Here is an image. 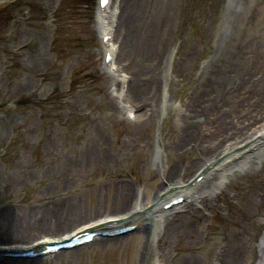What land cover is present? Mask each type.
I'll return each instance as SVG.
<instances>
[{
  "label": "rangeland",
  "instance_id": "obj_1",
  "mask_svg": "<svg viewBox=\"0 0 264 264\" xmlns=\"http://www.w3.org/2000/svg\"><path fill=\"white\" fill-rule=\"evenodd\" d=\"M61 1L0 0V246L8 248L77 227L103 224L105 230L115 219L131 224L133 206L145 203L142 220L164 192L180 190L182 180L193 177L210 158L206 149L264 122V0H130L133 26L122 22L115 33L111 63L120 42L140 45L148 35L159 72L151 84L130 82L128 90L130 77L138 83L151 71L137 62L126 68L124 55L106 69L97 0H70V13L55 16ZM119 2L108 14L119 15ZM115 22L110 18L111 37ZM189 57L194 62L185 71ZM236 138L224 139L219 149ZM43 144L55 148L54 157L45 159ZM167 175L181 183L168 186ZM206 181L199 193L216 189L219 178ZM123 192L129 202L120 209ZM219 204L201 229L202 245L174 242L172 260L202 262L232 218L241 220L236 201ZM71 208L74 214L66 216ZM164 230L153 240L138 227L118 239L98 237L38 264H164ZM254 232V252L247 256L251 264H264V223Z\"/></svg>",
  "mask_w": 264,
  "mask_h": 264
},
{
  "label": "bare ground",
  "instance_id": "obj_2",
  "mask_svg": "<svg viewBox=\"0 0 264 264\" xmlns=\"http://www.w3.org/2000/svg\"><path fill=\"white\" fill-rule=\"evenodd\" d=\"M176 3L181 2V0H174ZM130 0H120L119 4V11L118 16L114 17L112 14H108V12L112 11L114 8L115 0H109L107 4V8L105 12H100L97 10V15L99 18V24L100 27V34L103 36L108 29H111L110 24V18L115 19V27L113 31V36L109 40L108 44L110 45V49L113 51L115 44L113 43V40L116 37V32L120 31L123 24L126 21L127 28H131L133 26L132 22L134 20L135 16V10L134 4L132 5ZM124 4V5H123ZM179 4V3H178ZM124 6V7H123ZM117 8V9H118ZM105 19H109L106 22V26H104ZM200 23H194L195 28L194 30L200 32ZM148 34V33H147ZM198 34V33H196ZM199 35H195L194 40H199ZM140 44V43H139ZM103 46V45H102ZM104 48H107V46L104 45L102 50ZM156 46L154 42L149 38V36H145L144 41L141 42L140 45L136 42L134 44V41L132 40H126L120 42V45L117 49V55L113 61L112 66H117V60L120 58L121 55L125 56V62L126 68H132V63H140V69H145L146 71H151L150 75L147 76L145 79H141V75L138 77L139 80L134 81V78L130 77V81L128 82L127 90L129 87L130 82L134 83V85H140L141 82L147 83L155 80L157 78L158 72V64L156 56ZM137 50L140 51V56L142 59H137ZM104 51V50H103ZM193 54V52H192ZM191 55V53H190ZM190 58V57H189ZM156 61V62H155ZM193 60L190 58L188 61H186V64L184 66L185 71L190 70L189 68L193 64ZM113 67H110V70H114ZM107 69V67L105 66ZM117 68V67H115ZM141 79V80H140ZM136 80V79H135ZM121 83V82H120ZM126 96V95H125ZM170 97L172 96L169 95ZM112 108L113 110H119L114 101H112ZM153 112H151L150 117ZM142 119L148 120L149 118L142 117ZM253 125V122H252ZM254 126V125H253ZM251 127L249 124L246 128ZM245 127L240 128L235 133H238L237 135L232 134L230 137L234 139V137H237V142H234L229 145L228 148H220L221 142H223L224 139H228L230 137H222L219 139L217 144L218 148L216 146L211 147L209 149H206V154L210 156V158H207L205 161L200 163V167L196 169L194 172H192V176L195 177V175L200 174L202 171H208V174L205 175V177L201 180V182L194 184L192 187H182L180 190L174 189L172 192H167L164 194L163 199L158 200L154 204L156 206H152V209L145 213V218L140 220L141 211L144 208V204H140L138 207L135 205L132 209L135 208V214H133L132 218L135 219V221L132 222V224H135V222H138V228H141V232L146 235L148 240H153L155 238V234L157 232H160V230L165 229L166 232L165 237H163V258L165 257L164 264H251V260L248 259V256L250 253L254 252L255 243L252 242L253 237L256 232H254V229L260 227L264 223V174L263 166L262 169L251 172L250 169L255 168V164H258L259 161L264 162V122L262 123L261 127L257 130H254L253 132L249 134L243 133V130ZM254 129V128H253ZM248 135V136H247ZM256 136V138H252ZM252 139V140H250ZM248 142V143H247ZM245 143L244 146H239L238 144ZM239 148H235L238 147ZM55 148L52 146L49 147L47 145L43 144L42 148V154L46 157L45 159H50L51 157H54L55 155ZM213 149H219L218 152H211ZM230 149H234L232 151H229ZM225 151H229V153L223 154L219 161L216 163H213L212 160L219 156L220 153H223ZM239 157V159H236L233 162H230L227 164L226 167L221 165L223 161H228L231 158ZM249 164V165H248ZM249 166V167H248ZM248 168V169H247ZM211 176H217L219 178V181L215 184L216 189H219V191H216V189L211 190L210 192H207L204 194V192L199 193L198 191L203 187V184L206 183L207 179H210ZM167 179L170 183H168V186L172 184H179L181 183L180 180H177L175 176L173 175H167ZM192 177V178H193ZM191 178V179H192ZM191 179L182 180L185 181V183H189ZM227 180V182H224V180ZM224 182V186H222V183ZM221 187V188H220ZM199 188V189H198ZM165 189V188H163ZM198 189V190H197ZM160 191H158L159 193ZM232 192L231 196H227L226 193ZM197 193V194H196ZM171 194V195H170ZM196 194V196H194ZM129 195H127V192H123L120 197V209H123L129 202L128 199H126ZM176 196H184L185 199L183 200V203H181L180 206L173 205V207H170L169 209H161L160 206L163 205V203L172 200L173 197ZM155 197V196H154ZM133 198V197H132ZM231 200L233 199L238 203L237 209H240V219L239 220L236 216H234L231 220V227L225 228L221 235L219 236L218 240L214 242L213 245H211L209 248H207V253L205 255V258L203 259V263L193 257H186V258H179L176 257V259L172 260V257L169 252V247L174 242H181L182 244H187L191 246L195 245H202V242L204 241V234H202L201 229L204 225V222L206 221V218L209 213L217 210L221 204L219 202L224 200ZM137 200V199H136ZM184 208H186L184 210ZM175 210V214L173 216L170 215V213ZM67 215L74 214V209H70L64 213ZM64 216V215H63ZM161 219V225H157V220ZM101 220V219H99ZM128 220V219H127ZM120 220H111L109 221L111 224H114V226H110V228H116V227H122L125 226L124 224L119 222ZM149 221V223L147 222ZM145 222V224H144ZM101 227V226H100ZM99 226H92V227H86V228H92L93 230H103L99 229ZM86 228L77 227V229H74L70 232H68L66 235L59 236L55 239H41L36 241V244H29V246H0L1 252H6L5 250H13V251H21V250H28L29 248L38 247L36 250L42 248V245L48 242H58L62 240H66L67 238L76 235L78 232L85 231ZM125 236V235H124ZM121 236L116 237H106V238H99L100 240L107 241L112 239H118ZM262 241L264 243V236L262 237ZM81 246V245H80ZM7 248V249H6ZM77 251V247L68 248V249H61L58 250L57 253H49L48 256L46 255H40L39 257H29V258H0V264H38L39 260L53 257L58 258L59 255L63 254H71L73 252ZM205 260V261H204ZM264 260V258H263Z\"/></svg>",
  "mask_w": 264,
  "mask_h": 264
},
{
  "label": "trees",
  "instance_id": "obj_3",
  "mask_svg": "<svg viewBox=\"0 0 264 264\" xmlns=\"http://www.w3.org/2000/svg\"><path fill=\"white\" fill-rule=\"evenodd\" d=\"M69 2H70V0H62L60 5L58 6L59 9L56 11L55 16L61 14L62 15L61 17H63L66 15V13L67 14L70 13L71 7L69 5ZM3 18H4V16H3Z\"/></svg>",
  "mask_w": 264,
  "mask_h": 264
}]
</instances>
